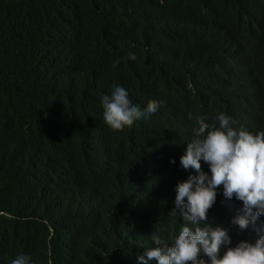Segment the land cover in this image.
Returning <instances> with one entry per match:
<instances>
[{"label":"trees","instance_id":"16d2710c","mask_svg":"<svg viewBox=\"0 0 264 264\" xmlns=\"http://www.w3.org/2000/svg\"><path fill=\"white\" fill-rule=\"evenodd\" d=\"M252 36L264 43V0H0V264H140L154 232L171 241L200 121L218 127L223 113L264 131V45ZM224 79L223 96L210 90ZM117 86L157 112L124 133L101 126V97ZM88 217L95 226L69 225Z\"/></svg>","mask_w":264,"mask_h":264},{"label":"clouds","instance_id":"9594fccd","mask_svg":"<svg viewBox=\"0 0 264 264\" xmlns=\"http://www.w3.org/2000/svg\"><path fill=\"white\" fill-rule=\"evenodd\" d=\"M251 43L264 45L253 36ZM129 58L135 60L136 56L129 53ZM226 86L224 79L214 82L210 90L223 96ZM101 101L106 123L100 120L99 123L116 133L137 128L130 126L136 120L150 118L159 107L157 101H150L143 108L134 104L128 92L119 86L110 96H102ZM217 120L219 126L211 129L200 121L186 154L181 157V166L197 174L177 185L172 211L180 212V228L171 241L154 232L151 238L156 246L137 248L134 261L140 264L153 260L158 264H264V131L235 129L230 126L231 118L223 113ZM178 158L176 154L171 159L172 165ZM202 161L210 166V174L203 171ZM150 184L154 191L162 187L152 181ZM221 185L223 194L229 198L221 203L228 215L216 224L211 216L220 204L215 202ZM69 225L81 230L95 226L96 222L88 217L70 221ZM75 261L78 263L80 257ZM12 264H31V256L18 255Z\"/></svg>","mask_w":264,"mask_h":264}]
</instances>
